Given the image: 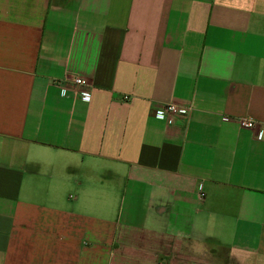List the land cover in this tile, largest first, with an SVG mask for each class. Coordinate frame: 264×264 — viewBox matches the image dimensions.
Here are the masks:
<instances>
[{"label": "crops", "instance_id": "crops-1", "mask_svg": "<svg viewBox=\"0 0 264 264\" xmlns=\"http://www.w3.org/2000/svg\"><path fill=\"white\" fill-rule=\"evenodd\" d=\"M0 264H264V0H0Z\"/></svg>", "mask_w": 264, "mask_h": 264}, {"label": "built area", "instance_id": "built-area-1", "mask_svg": "<svg viewBox=\"0 0 264 264\" xmlns=\"http://www.w3.org/2000/svg\"><path fill=\"white\" fill-rule=\"evenodd\" d=\"M70 83L72 85V91L76 92L78 88L81 87H85L88 85V79H86L85 77L82 76H73L70 80ZM66 92L65 89H61V93L62 95H64ZM84 101H88V97H83L82 98ZM188 109L186 108H182L174 103H169L164 105L162 108H160L157 112H156V117L159 118H165L167 116L170 115H180L183 114L184 112H187ZM238 124L240 126V128L243 129H253L255 127V123L252 120L249 119H239L238 120Z\"/></svg>", "mask_w": 264, "mask_h": 264}]
</instances>
